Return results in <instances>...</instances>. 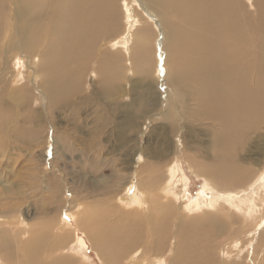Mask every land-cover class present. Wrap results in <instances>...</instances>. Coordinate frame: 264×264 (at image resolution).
<instances>
[{
  "label": "rangeland",
  "instance_id": "rangeland-1",
  "mask_svg": "<svg viewBox=\"0 0 264 264\" xmlns=\"http://www.w3.org/2000/svg\"><path fill=\"white\" fill-rule=\"evenodd\" d=\"M115 4L116 30L98 42L69 105L52 108L38 56L2 49L0 41V218L18 232L19 253L32 240L28 253L61 264H157L163 257L160 264H170L179 242L176 223L200 218L199 205L216 190L199 169L213 161L219 124L203 120L202 87L180 77L184 23L150 0ZM240 4L257 16L256 0ZM251 32L258 38L259 30ZM101 53L118 57L107 59V75L99 72ZM262 118L238 150L250 188L264 179ZM154 176L160 179L150 181ZM145 184L159 196L168 185L169 214L155 219L147 205L135 211L132 195ZM237 218L224 215L227 232L205 241L199 237L210 226L194 227L206 264H264V222L256 227Z\"/></svg>",
  "mask_w": 264,
  "mask_h": 264
},
{
  "label": "bare ground",
  "instance_id": "bare-ground-1",
  "mask_svg": "<svg viewBox=\"0 0 264 264\" xmlns=\"http://www.w3.org/2000/svg\"><path fill=\"white\" fill-rule=\"evenodd\" d=\"M150 1L159 5L166 15H174L184 23L177 41V55L183 66L180 77L186 85L196 82L202 87L198 97L201 100L200 110L206 118L203 120L219 124L215 133L216 154L213 161L199 169L200 175L206 176L210 181L208 184L216 190L207 187L212 191L206 193L210 202H200V214L197 215L200 218L193 217L185 225L176 223L175 234L179 242L174 246L175 256L169 261L170 264H206L204 259L201 260L202 250L206 247L201 243L202 247L196 246L199 239L194 237V227L203 231L205 226H210L208 233L203 231L198 236L208 239L227 232V225L222 222L224 215L231 219L238 217L246 224L258 222L256 227L264 222V179L262 185L250 188L247 180L249 170L241 165L242 158L238 152L248 133L256 129L264 117V0H256L257 16L244 11L240 0ZM115 3L116 0H0V41L3 45L0 47L6 50L7 47H18L29 52L32 58L38 56V69L45 78L43 88L52 98V108L63 103L67 105L71 95L80 91L81 77L96 55L98 42L105 36H113L117 27ZM253 29L259 30L258 38L252 37ZM121 45L124 49L126 43ZM190 54L195 58L190 59ZM115 58L118 57L101 53L99 72L107 75V59L111 62ZM155 154L161 159L165 152ZM115 178L122 179L120 175ZM154 179L160 178L150 177V181ZM147 186L141 187V194L136 192L132 195L136 201L135 211L142 212L147 205L150 208L148 213L156 214L155 219L160 213L169 214L172 205L168 185L162 188L161 196L155 195L153 187ZM227 189L233 190L234 194L224 196ZM226 200L228 205L224 203ZM197 205L193 203L191 207ZM214 214L215 217L212 216ZM153 221L151 218L150 222ZM11 225L6 227L0 218V264H61L59 259L49 261L46 253L41 259L40 255L31 251L28 253L32 240L21 245L20 254L17 250L18 232H13ZM211 229H214L212 233ZM104 233L108 234L107 230ZM98 234L97 238H101L102 232ZM39 250L37 247L34 253ZM113 255H116L115 251ZM161 259L156 260L157 264L162 263ZM70 264H74L73 261Z\"/></svg>",
  "mask_w": 264,
  "mask_h": 264
}]
</instances>
